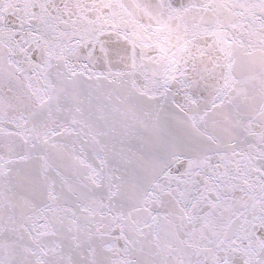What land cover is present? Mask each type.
I'll return each mask as SVG.
<instances>
[{
	"label": "snow or ice",
	"instance_id": "1",
	"mask_svg": "<svg viewBox=\"0 0 264 264\" xmlns=\"http://www.w3.org/2000/svg\"><path fill=\"white\" fill-rule=\"evenodd\" d=\"M0 264H264V0H0Z\"/></svg>",
	"mask_w": 264,
	"mask_h": 264
}]
</instances>
